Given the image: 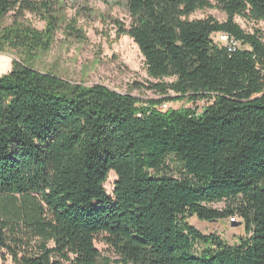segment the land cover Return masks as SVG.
<instances>
[{
  "label": "trees",
  "instance_id": "16d2710c",
  "mask_svg": "<svg viewBox=\"0 0 264 264\" xmlns=\"http://www.w3.org/2000/svg\"><path fill=\"white\" fill-rule=\"evenodd\" d=\"M125 1L131 23L116 21L118 32L139 47L147 89L163 99L37 70L31 61L59 29L54 8L0 0V53L21 58L0 76L2 264H264V34L236 22L264 21V0ZM214 7L224 22L189 19ZM26 14L42 16L46 30ZM177 100L208 104L163 108ZM222 202L225 210L213 207ZM192 216L242 219L247 237L230 245Z\"/></svg>",
  "mask_w": 264,
  "mask_h": 264
},
{
  "label": "rangeland",
  "instance_id": "374dc122",
  "mask_svg": "<svg viewBox=\"0 0 264 264\" xmlns=\"http://www.w3.org/2000/svg\"><path fill=\"white\" fill-rule=\"evenodd\" d=\"M38 3H49L59 19L58 30L54 35V43L48 52H40L31 61V65L39 71L52 72L58 77L86 87L103 85L121 94H130L142 101L160 100L164 96L147 89L149 77L145 59L133 39L127 35H120L116 21L129 26L131 23L125 0H32ZM213 17L224 22L227 15L221 9L198 10L189 17L190 20ZM25 23L39 31H45L46 21L40 15L26 14ZM12 18L6 19V24ZM237 24L247 33L259 30L264 34V21H251L243 17H236ZM218 41V36L214 37ZM14 60H21L18 53L8 49L0 53V76L12 71ZM167 79L166 82H171ZM172 97H177L171 93ZM208 102L198 101L196 104L186 100L168 103V109L179 110L196 107L203 110ZM170 170L179 176L181 166L172 158L169 162ZM116 176L110 174L106 188L113 193ZM218 210H225L228 203L213 205ZM189 224L203 234H216L230 245L238 244L240 238L247 237L243 220L226 218L217 222L201 221L197 217H189ZM241 222L239 226L235 223ZM97 248L104 256L116 259L109 247L97 241ZM0 264H2L0 254Z\"/></svg>",
  "mask_w": 264,
  "mask_h": 264
},
{
  "label": "built area",
  "instance_id": "2783aa9c",
  "mask_svg": "<svg viewBox=\"0 0 264 264\" xmlns=\"http://www.w3.org/2000/svg\"><path fill=\"white\" fill-rule=\"evenodd\" d=\"M217 44H221L222 46L230 48L231 50H235L234 48L238 46L236 41L232 40L230 36H221V35H218ZM167 107H168L167 105L163 106L164 109H167Z\"/></svg>",
  "mask_w": 264,
  "mask_h": 264
},
{
  "label": "water",
  "instance_id": "95a60500",
  "mask_svg": "<svg viewBox=\"0 0 264 264\" xmlns=\"http://www.w3.org/2000/svg\"><path fill=\"white\" fill-rule=\"evenodd\" d=\"M241 224V222L235 223V225L239 226Z\"/></svg>",
  "mask_w": 264,
  "mask_h": 264
},
{
  "label": "bare ground",
  "instance_id": "6f19581e",
  "mask_svg": "<svg viewBox=\"0 0 264 264\" xmlns=\"http://www.w3.org/2000/svg\"><path fill=\"white\" fill-rule=\"evenodd\" d=\"M221 36H226V35H221Z\"/></svg>",
  "mask_w": 264,
  "mask_h": 264
}]
</instances>
